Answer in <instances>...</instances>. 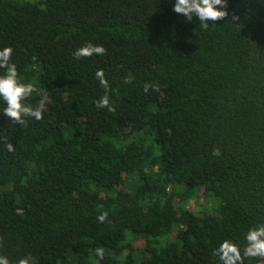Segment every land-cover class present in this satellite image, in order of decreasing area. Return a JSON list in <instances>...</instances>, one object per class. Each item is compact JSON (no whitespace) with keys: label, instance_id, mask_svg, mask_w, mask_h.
Masks as SVG:
<instances>
[{"label":"trees","instance_id":"1","mask_svg":"<svg viewBox=\"0 0 264 264\" xmlns=\"http://www.w3.org/2000/svg\"><path fill=\"white\" fill-rule=\"evenodd\" d=\"M226 13L205 28L169 0H0V47L42 113H0V254L221 264L220 241L243 249L264 224V0ZM86 43L104 54L76 59Z\"/></svg>","mask_w":264,"mask_h":264},{"label":"clouds","instance_id":"2","mask_svg":"<svg viewBox=\"0 0 264 264\" xmlns=\"http://www.w3.org/2000/svg\"><path fill=\"white\" fill-rule=\"evenodd\" d=\"M172 4V10L182 16L184 19L191 21L194 17L199 20V24L207 27L211 22L222 19L226 16L227 0H169ZM13 49L11 46L0 47V113L15 123H24L25 117H32L35 120L42 119V113L39 108H32L24 101L36 91L31 82H21L19 79L17 67L11 62ZM95 55H103L104 47L102 45H93L86 43L76 49L73 53L76 59ZM99 83L107 89V81L104 77L103 70L98 69L95 73ZM46 97H41V103L46 102ZM101 108L109 107V97L107 94L102 96L98 101ZM109 110H111L109 108ZM9 151L12 146L8 145ZM106 213L101 214L98 219L103 221ZM246 241L243 249L237 242L225 238L219 242L215 249L221 264H238L241 260V251L246 257H264V224H258L249 228L243 237ZM95 255L103 259V249L97 247ZM0 264H36L34 258L30 255L17 258L14 262L4 254H0Z\"/></svg>","mask_w":264,"mask_h":264}]
</instances>
